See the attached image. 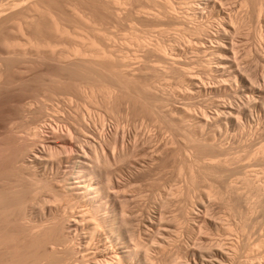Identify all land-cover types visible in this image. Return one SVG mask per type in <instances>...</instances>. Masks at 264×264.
I'll use <instances>...</instances> for the list:
<instances>
[{"label": "rangeland", "instance_id": "1", "mask_svg": "<svg viewBox=\"0 0 264 264\" xmlns=\"http://www.w3.org/2000/svg\"><path fill=\"white\" fill-rule=\"evenodd\" d=\"M97 1L112 5L113 14ZM169 1L176 12L189 15L190 26L201 28L197 34H188L190 45L180 43L184 26L149 19L148 13H159L150 0H61V22L68 36L56 52L72 56L73 49H78L86 66L99 60L110 67L103 71V80L91 71L81 74L75 81L79 89L67 86L68 75L62 73L57 84L62 93L52 103L77 96L72 100L71 124L73 116L86 118L91 110L96 133L105 124L117 123L124 131L126 138L111 152L118 155L130 145L136 152L131 159L149 161L130 174L129 162L111 166L112 170L124 168V174L118 175V190L129 201L134 232L130 244L140 250L139 264H264V111L257 107L264 102V0H211L202 18L191 11L192 0ZM213 2L216 11L211 8ZM221 16H229L239 27L230 61L244 80L239 75L225 83L221 75H228L222 73L227 65L217 70L220 61L215 47L229 48L217 33ZM42 20L53 40V17L46 13ZM19 37L14 30L11 40ZM31 38L32 43L40 40L35 35ZM146 40L153 44L163 40L166 45L176 41L180 49L188 46L179 58L188 61L185 67L192 79L183 72L169 74L153 59L145 61L139 44ZM145 62L150 69L137 71ZM49 66L35 62L27 70L18 64L3 67L2 79L13 82L16 96L9 99L52 98L45 74L54 72ZM113 74L140 79L143 106L135 103ZM202 84L206 90L199 87ZM4 95L1 120L11 106ZM224 106L237 109L234 120L222 116ZM97 115L104 124L95 122ZM25 124L20 130L27 133L30 122ZM10 161H2L6 168L0 171V191L20 190L24 202L21 206L10 202L11 198L0 202V237L9 236L0 241V264H49L45 258L49 248L33 245L35 235L61 212L67 213L68 220L75 215L48 189L33 190L32 169L12 170L7 165ZM16 162L22 166L25 160ZM55 186L63 190L62 184ZM82 236L84 242L90 240L87 230ZM77 243L71 238L50 247L61 252Z\"/></svg>", "mask_w": 264, "mask_h": 264}, {"label": "bare ground", "instance_id": "2", "mask_svg": "<svg viewBox=\"0 0 264 264\" xmlns=\"http://www.w3.org/2000/svg\"><path fill=\"white\" fill-rule=\"evenodd\" d=\"M150 1L153 7L159 9V13H148L149 19L155 21L166 19L170 23L184 26L181 31L183 40L180 43L185 41L186 45H190L191 39L188 40V34H197L201 28L197 25L190 26L189 15L176 12L169 0H165L164 3ZM210 1L192 0L191 11L202 18V11L209 7ZM60 2L61 0H0V98L5 94L4 97L8 98L7 103L11 105L5 118L0 119V171L6 168L3 166V159L11 160L7 165L12 170L23 172L24 169H32L29 175L33 182V190H38L40 187L48 189L56 195L65 209L74 213L75 217L68 220L67 213L61 212L56 220L47 226L43 225L44 228L35 235L33 245L44 244L49 248L45 256L49 259V264H71L72 260L76 264H139L140 250L130 244L134 232L131 230L133 219L129 217V201L121 198L118 190L120 188L118 178L123 173V167L112 170L111 166L112 163L129 162L127 166L130 174L149 161L140 162L141 160L136 157L131 159L136 156L134 154L136 152L130 145L120 150L118 155L111 152L120 143V139L124 140V131L117 123L112 127L110 124H105L101 132L96 133L93 119L89 114L91 110L86 113V118L73 116L71 120L75 124H71L69 118L72 113V100L77 96L71 95L72 97L67 98L65 102L58 98L55 104L52 103L53 97L62 93V89L57 86L62 80L60 77L62 73L68 75L67 86H75L77 77L88 71L103 80V71H106L107 65H110L108 62L106 65L105 61L100 60L102 63L97 60V63L91 62L86 66L79 58L81 52L78 49H73L72 56L56 52L61 41L68 36L61 22L63 17ZM97 2L99 6L113 14L112 5L103 1ZM215 2L211 6L213 11L217 9ZM46 13H49L55 21L51 29L53 40L48 37L46 25L42 20ZM235 24L229 16H221V25L217 26L219 40L228 43L229 46L227 49L224 45H218L214 49L220 61L217 70L221 68L220 65L226 64L228 67L227 71L222 70V73L227 72L228 75L226 77L221 75V78H226L223 80L225 83H229V80L239 75V79L244 80L230 61L237 49L235 36L239 32L237 30L239 27ZM14 30L20 33V37L11 40ZM34 35L40 40L32 43L31 37ZM176 43L175 41V45H166L163 40H159L153 44L146 40L139 46L143 49L145 61L149 62L153 59L163 64L169 74L178 75L183 72L186 73V78L192 79V75L185 67L188 61L179 58L188 46L180 49L179 44ZM180 45L184 47L183 44ZM35 62L48 64L51 66L48 69L54 71L45 73L49 76L48 88L52 98L9 99L10 95L14 94L13 82L2 79L1 69L18 64L27 70ZM147 62L136 70L150 69ZM113 76L121 88L126 89L128 94L132 93L135 103L143 106L140 99L143 94L140 79L127 74H113ZM199 87L206 90L203 84ZM77 88H80L78 84ZM90 94H94L93 89ZM257 107L264 111V102L258 103ZM222 110V116L225 115L230 120H234L233 117L238 112L231 106H224ZM96 117V123L104 124L102 117L98 115ZM26 122H30L31 125H27V133L20 130L21 127L25 128ZM205 123L208 124L207 120ZM30 136L32 139L29 138ZM73 138L78 141L80 139L81 142L76 143ZM20 158H24L25 162L22 166H17L16 161ZM56 183L62 184V191L57 189ZM21 193L20 190L7 194L0 191V202L11 198L10 202L21 206L24 202ZM83 230H87L90 236L87 243L82 236ZM8 238V235L3 234L0 241ZM71 238L77 239L76 246L65 247L61 252L50 247L58 243L66 244Z\"/></svg>", "mask_w": 264, "mask_h": 264}]
</instances>
